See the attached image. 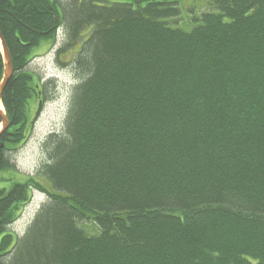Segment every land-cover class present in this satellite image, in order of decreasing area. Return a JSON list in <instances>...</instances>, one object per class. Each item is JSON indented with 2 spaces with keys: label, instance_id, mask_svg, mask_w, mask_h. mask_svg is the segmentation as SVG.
<instances>
[{
  "label": "trees",
  "instance_id": "obj_1",
  "mask_svg": "<svg viewBox=\"0 0 264 264\" xmlns=\"http://www.w3.org/2000/svg\"><path fill=\"white\" fill-rule=\"evenodd\" d=\"M61 27L79 83L17 175L47 100L34 49ZM0 31V264H264V0H0Z\"/></svg>",
  "mask_w": 264,
  "mask_h": 264
},
{
  "label": "rangeland",
  "instance_id": "obj_2",
  "mask_svg": "<svg viewBox=\"0 0 264 264\" xmlns=\"http://www.w3.org/2000/svg\"><path fill=\"white\" fill-rule=\"evenodd\" d=\"M66 39L65 27H61L54 43L44 41L34 49L36 55L31 60L29 69L39 75L40 80L47 86V100L26 141L10 155L17 166V175H35L47 159L45 146L47 137L55 131L58 133L63 130L73 87L79 83V74L73 65V47L64 49L60 54L63 62L61 63L68 69L62 71L54 67L57 65L53 62L54 55L66 43ZM2 177L8 178L11 174ZM46 200L45 194L35 190L12 228L22 235Z\"/></svg>",
  "mask_w": 264,
  "mask_h": 264
},
{
  "label": "water",
  "instance_id": "obj_3",
  "mask_svg": "<svg viewBox=\"0 0 264 264\" xmlns=\"http://www.w3.org/2000/svg\"><path fill=\"white\" fill-rule=\"evenodd\" d=\"M0 43H1V48L3 51V57H4V62H5L3 78L0 82V115L2 118V122H3V126L1 128V131H2L8 126V118H7L5 112L3 111L2 107H1V97H2L3 91H4L7 83L9 82V80L11 79V77L13 75V65H12L10 50L8 48V45L4 39L1 31H0ZM41 105H42V102L39 103L37 115L39 114V112L41 110Z\"/></svg>",
  "mask_w": 264,
  "mask_h": 264
},
{
  "label": "flooded vegetation",
  "instance_id": "obj_4",
  "mask_svg": "<svg viewBox=\"0 0 264 264\" xmlns=\"http://www.w3.org/2000/svg\"><path fill=\"white\" fill-rule=\"evenodd\" d=\"M37 95H38V98H36V99H38V101H40V100L44 101L45 97H44V95H43L41 90L38 91Z\"/></svg>",
  "mask_w": 264,
  "mask_h": 264
},
{
  "label": "bare ground",
  "instance_id": "obj_5",
  "mask_svg": "<svg viewBox=\"0 0 264 264\" xmlns=\"http://www.w3.org/2000/svg\"><path fill=\"white\" fill-rule=\"evenodd\" d=\"M49 44H50V43H49ZM3 62H4V58H3ZM0 126H1V128H2V126H3L2 119H1V121H0Z\"/></svg>",
  "mask_w": 264,
  "mask_h": 264
}]
</instances>
